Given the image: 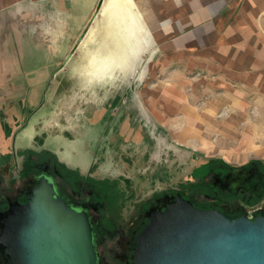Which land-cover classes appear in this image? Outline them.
<instances>
[{
	"label": "rangeland",
	"instance_id": "374dc122",
	"mask_svg": "<svg viewBox=\"0 0 264 264\" xmlns=\"http://www.w3.org/2000/svg\"><path fill=\"white\" fill-rule=\"evenodd\" d=\"M102 1L88 19L69 18L66 7L0 12V193L11 186L17 164L24 163L26 176V158L56 159L68 186L103 190L92 218L103 214L120 231L163 194L208 200L206 183L218 184L208 170L224 164H202L179 131L149 114L140 93L155 78L151 52L144 42L136 55L122 48L117 30L99 15ZM120 57L124 67L100 65ZM251 175L225 178L223 186L239 189ZM92 180L103 184L90 188ZM244 204L249 217L264 212V198ZM108 244L109 264H119L126 242L116 235Z\"/></svg>",
	"mask_w": 264,
	"mask_h": 264
},
{
	"label": "crops",
	"instance_id": "0c3cea01",
	"mask_svg": "<svg viewBox=\"0 0 264 264\" xmlns=\"http://www.w3.org/2000/svg\"><path fill=\"white\" fill-rule=\"evenodd\" d=\"M100 2L0 0V12L66 7L69 18L88 19ZM99 15L122 48L151 52L155 78L140 94L162 127L179 131L202 164L257 168L264 178V0H103Z\"/></svg>",
	"mask_w": 264,
	"mask_h": 264
},
{
	"label": "water",
	"instance_id": "95a60500",
	"mask_svg": "<svg viewBox=\"0 0 264 264\" xmlns=\"http://www.w3.org/2000/svg\"><path fill=\"white\" fill-rule=\"evenodd\" d=\"M161 205L137 236L133 264H264V212L230 216L181 194ZM0 264H99L87 212L40 176L26 202L0 213Z\"/></svg>",
	"mask_w": 264,
	"mask_h": 264
},
{
	"label": "flooded vegetation",
	"instance_id": "af4514ba",
	"mask_svg": "<svg viewBox=\"0 0 264 264\" xmlns=\"http://www.w3.org/2000/svg\"><path fill=\"white\" fill-rule=\"evenodd\" d=\"M26 159V176H24V163L22 168L20 164H17V173H12L13 175L10 178L9 184L11 186H7L6 190L0 193V213L6 212L11 203L18 202L22 204L26 202L27 191L38 182L40 176L45 175L53 181L57 193L60 194L72 207L77 210H85L87 212L92 225L93 240L98 253L99 264H109L110 257L112 256L111 252L113 250L108 242L116 235L126 242L125 248L122 250L120 249L121 255H117L120 258H118L119 264H133L132 256L137 242V236L149 221L148 213L150 209L161 208L163 210L164 207L161 205L162 200L173 195L163 194L154 198L152 202H148L147 204L141 206L139 211L137 210V213L134 214V217H132V226L125 228V224H122L119 226L121 229L120 231L119 229L114 230L115 226L113 225V220H102L103 214L96 221L92 218L93 211L98 212L101 207L100 202L106 198L100 189L97 191L90 190V192L87 193L85 187L82 186L83 184H79V186L76 187L68 186L67 182L63 178V174L60 171L59 161L56 159H47L41 162L39 157L33 158L31 161L32 164H30L29 158ZM250 170L251 169L246 168H223L220 166L210 168L208 170V174L210 172L214 173L217 176L215 177V183H218L214 184L211 183V181H206L207 187L211 190L210 194L207 193L206 195L209 200L213 202L212 207L223 211L225 209H229L230 207H235L237 209L244 208V203L250 202L253 196L252 194L258 193L260 188L264 185V178L262 174L260 175L255 170L250 172ZM241 172L252 174L247 181H244L241 188H224L223 180L225 178L229 179L232 176L240 175ZM90 185V188H96L93 183H90ZM111 231L114 235L113 233L110 234Z\"/></svg>",
	"mask_w": 264,
	"mask_h": 264
},
{
	"label": "trees",
	"instance_id": "16d2710c",
	"mask_svg": "<svg viewBox=\"0 0 264 264\" xmlns=\"http://www.w3.org/2000/svg\"><path fill=\"white\" fill-rule=\"evenodd\" d=\"M249 165V164H248ZM93 181V184H103V182L101 181ZM264 184V183H263ZM101 192H103V190H101ZM252 199L250 200V202H248L247 204H255L259 201H261L263 198H264V185L263 187L260 188L259 192L258 193H254L252 194ZM193 196V198H192ZM188 197H191L190 199L192 200V202L197 206V207H200V208H211L212 205H213V202L210 201L209 199L208 200H204V198H202L204 201H197L196 198H194V195L193 194H188ZM248 197V196H247ZM230 209V210H229ZM229 209H225L224 212L230 216H239L240 214L244 213L245 212V209L242 208V209H237L235 207H230Z\"/></svg>",
	"mask_w": 264,
	"mask_h": 264
}]
</instances>
